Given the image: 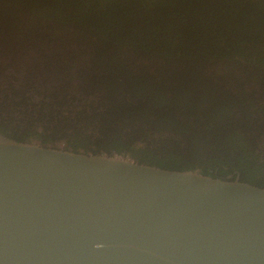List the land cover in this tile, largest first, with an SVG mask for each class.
Returning <instances> with one entry per match:
<instances>
[{"label":"trees","instance_id":"1","mask_svg":"<svg viewBox=\"0 0 264 264\" xmlns=\"http://www.w3.org/2000/svg\"><path fill=\"white\" fill-rule=\"evenodd\" d=\"M5 35L43 62L0 133L264 188V0H0Z\"/></svg>","mask_w":264,"mask_h":264},{"label":"water","instance_id":"2","mask_svg":"<svg viewBox=\"0 0 264 264\" xmlns=\"http://www.w3.org/2000/svg\"><path fill=\"white\" fill-rule=\"evenodd\" d=\"M0 134V264H264V188Z\"/></svg>","mask_w":264,"mask_h":264},{"label":"flooded vegetation","instance_id":"3","mask_svg":"<svg viewBox=\"0 0 264 264\" xmlns=\"http://www.w3.org/2000/svg\"><path fill=\"white\" fill-rule=\"evenodd\" d=\"M17 39H19V38H15V39L12 40L9 37L7 38V36L5 35L4 38H2L0 40V50L14 53L13 56H3L1 54L0 55V67H2L5 70H8L7 67L11 66L12 68L9 69V71L11 73H13L17 79H19V77L17 76L16 69L14 68V66L18 65L21 70L23 69L22 72L25 71V69L28 70L29 67H25L26 60L21 57L23 51H19L20 47L17 46V43H18ZM23 43H24V41H23ZM31 62L32 63L34 62V64H31V66H36V65L42 64L43 61L39 60V61H31ZM35 62L39 63V64H35ZM34 68H36V67H34ZM3 69L0 68V71H2ZM32 73H34V72L32 71L31 74ZM23 74H25V72ZM46 75H48L47 72L45 73V76ZM20 82H22V81H20ZM20 82L16 83L14 85V87H13L14 91H13V93H12L10 98H13L15 100V102H17V103H22L23 100H25V99H27L26 102H23L25 104L32 105L34 103H39L38 101L41 98H39L37 95H35V94L32 95L31 93H25L24 91H21V88H24L25 90H28V87L25 84L23 85V83H20ZM0 86H1V88H3V89H0L1 93H4L6 91L5 89L10 88L6 80L4 82L1 81ZM7 92H9V91H7ZM29 99H31V100H29ZM26 122H27L26 124L28 126L29 125L31 126V123H29V122L35 123L37 121L36 120H28ZM33 127H35V125ZM37 130H38L39 133L45 132V130H43L42 128L41 129H37ZM10 132H12V131H10ZM10 132H9V135H11ZM0 134H3V133H0ZM51 134H52V131H49V132L46 133V135H47L46 137H48V139H49V142L47 143L48 144L47 146L64 147L66 149H71V150L75 151L74 147L71 146L70 144H68L69 143L68 140H65L63 138H59L58 139V138L51 137ZM10 138H12V137H10ZM33 142H39L41 144L43 143L40 140H33ZM60 143H63L62 144L63 146L62 145L58 146ZM79 151L85 152L84 150H79Z\"/></svg>","mask_w":264,"mask_h":264},{"label":"rangeland","instance_id":"4","mask_svg":"<svg viewBox=\"0 0 264 264\" xmlns=\"http://www.w3.org/2000/svg\"><path fill=\"white\" fill-rule=\"evenodd\" d=\"M78 53H80V50L79 51H77ZM26 61H28L29 63H32L31 61H32V59L31 58H29V57H26ZM1 69H3L2 67H0ZM4 72V70H2V71H0V78H2V79H0V84H1V81L2 82H4L5 80H6V78L4 77V74H2ZM5 73V72H4ZM19 77V79H21L20 77L21 76H18ZM23 81V80H22ZM0 89H3V88H1L0 87ZM63 143H60L58 146H60V145H62ZM63 146V145H62Z\"/></svg>","mask_w":264,"mask_h":264}]
</instances>
